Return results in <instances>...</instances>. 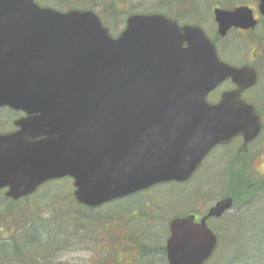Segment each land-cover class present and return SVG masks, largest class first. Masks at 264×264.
Masks as SVG:
<instances>
[{
	"label": "water",
	"instance_id": "1",
	"mask_svg": "<svg viewBox=\"0 0 264 264\" xmlns=\"http://www.w3.org/2000/svg\"><path fill=\"white\" fill-rule=\"evenodd\" d=\"M243 70L221 64L202 31L160 16L130 17L113 40L91 12L0 0V106L25 113L18 129L0 134V189L18 199L67 176L75 200L96 207L185 181L214 145L258 134L255 108L240 99L252 74L217 104L206 101ZM232 204L225 197L198 220L172 219L167 264L208 259L217 245L208 219Z\"/></svg>",
	"mask_w": 264,
	"mask_h": 264
},
{
	"label": "rangeland",
	"instance_id": "2",
	"mask_svg": "<svg viewBox=\"0 0 264 264\" xmlns=\"http://www.w3.org/2000/svg\"><path fill=\"white\" fill-rule=\"evenodd\" d=\"M143 2L138 4L144 5ZM16 117L7 110H0V132L13 129L12 121ZM256 144L251 148L254 149ZM263 157L260 153L250 159L246 169L228 163L233 159L226 150L212 151L185 182L159 183L82 212L79 219L71 218L74 209L67 214L64 210L69 201L66 192L69 187L71 192L74 189L71 178H63L54 186L41 187L35 196L18 204L3 201L4 190H0V243L4 245V259L8 264L29 261L30 264H165L169 222L189 212H206L230 190L241 187L245 178L246 181L262 180ZM243 200L234 204L223 217L210 221L220 242L218 250L206 264H224L235 254H239L237 264H264V188L255 192L250 203L246 204L250 200ZM247 207L250 208L245 209ZM56 218L68 221L64 226H43L56 222ZM31 222L33 227L29 226ZM10 232L17 244H13L14 239L12 243L8 240ZM233 234L235 238L228 247ZM31 243L39 247L37 251L30 249ZM16 245L18 248L23 246L24 252L21 253L24 256H16L12 251Z\"/></svg>",
	"mask_w": 264,
	"mask_h": 264
},
{
	"label": "flooded vegetation",
	"instance_id": "3",
	"mask_svg": "<svg viewBox=\"0 0 264 264\" xmlns=\"http://www.w3.org/2000/svg\"><path fill=\"white\" fill-rule=\"evenodd\" d=\"M34 1L40 7L60 12L72 10L91 12L113 40L120 37L126 29L129 18L134 16H160L178 28L187 27L202 31L213 44L215 55L221 64H226L234 69H244L238 78L230 75L220 81L206 95L207 102L217 104L225 92L239 88L237 80L242 81L240 83L242 85L250 81L252 74L253 84L245 86L240 91V99L255 108L261 122L259 133L251 141L245 142L244 137L238 134L225 143L216 144L209 153L222 148L233 159L231 162L227 161L228 163L246 169L250 159L252 160L260 153L264 156V138H262L264 133V14L259 0ZM138 2L145 4L140 5ZM218 14L222 17L227 16L223 18L222 25L218 21ZM185 45L183 42V47ZM214 69H216L215 64ZM247 74H249V78ZM0 110H7L8 113L11 111L17 115L12 121L13 129L6 132L14 131L16 129L14 121L24 116V112L4 106L0 107ZM6 119L8 121L7 117ZM254 144L256 146L253 149L251 147ZM262 160L264 165V157ZM189 213L194 214L198 219L205 212L201 214ZM212 219L214 218H211L209 222ZM165 264H167L166 249Z\"/></svg>",
	"mask_w": 264,
	"mask_h": 264
},
{
	"label": "trees",
	"instance_id": "4",
	"mask_svg": "<svg viewBox=\"0 0 264 264\" xmlns=\"http://www.w3.org/2000/svg\"><path fill=\"white\" fill-rule=\"evenodd\" d=\"M12 112L10 111L9 112V114H11ZM234 179V178H233ZM246 179V178H245ZM244 179V184L241 186V187H236L235 188V190H234V188L232 189V190H230L229 192L230 193H228V195L229 196H231L232 198H233V200H234V204H236L237 202H239V200H241V199H244L243 201H249L251 198H252V196L255 194V192L257 191V190H259L261 187H263L264 188V180L262 179V180H260V181H252V180H245ZM235 180V179H234ZM62 180L61 179H57V180H53V181H50V182H48V183H46V184H44L43 186H41L42 188H45V187H48L49 185H52V186H54V185H57V184H60V182H61ZM40 187V188H41ZM39 188V189H40ZM38 191V190H37ZM37 191L36 192H34L33 194H31V195H28V196H25V197H23V198H21V199H18V200H11V199H7L5 196H4V194L2 195V200L3 201H7V200H10V202H14L15 204L17 203L18 204V202L19 201H21V200H24V201H26L27 199H29V198H32L33 196H35L36 194H37ZM56 194L57 195H60L61 194V192H56ZM66 195H67V198L69 199V201H68V203H67V206L64 208V210L66 211L65 212V214H67V212H69V213H71V210L72 209H74V212H72L71 214H73V216H71V218H75V219H79L80 218V216H79V214L80 213H82V212H86V211H88V210H94V209H97V208H88V207H85V206H83V205H81V204H79V203H77L75 200H74V198H73V195H72V192H71V188L69 187V189L67 190V192H66ZM251 202V200L249 201V202H247L246 204H248V203H250ZM251 207V206H250ZM250 207H247V208H245V209H249ZM68 213V216H70V214ZM78 216V217H77ZM69 219V218H68ZM55 221L56 222H53L52 221V223H53V225H51L52 223H49V224H44L43 226L44 227H48V228H53V227H56V226H64V225H66V222L68 221V220H66V218H56L55 219ZM29 226L30 227H33L34 226V223L33 222H31L30 224H29ZM57 229V228H56ZM61 229V228H60ZM57 230H59V229H57ZM216 231V230H215ZM50 233H51V231H50ZM7 236H9L8 237V240L11 242V240H13L14 238H12V233L10 232ZM218 236V235H217ZM234 238H235V236H234V234L232 235V238H231V241H229V243H227L228 244V247H229V245L231 244V243H233V240H234ZM37 240V239H36ZM3 241V240H2ZM38 241V240H37ZM41 242V241H40ZM39 242V243H40ZM220 242V241H219ZM219 242H218V246H217V248H216V251L218 250V248H219ZM12 243V242H11ZM13 244H17V241L14 239V242H13ZM24 243H22V245H23ZM33 243H31V247H30V249L31 250H33V249H36V250H34V251H37L38 250V248L39 247H36V246H33L32 245ZM4 245H3V243H0V250H1V252H0V264H8V262L4 259L5 257H6V255L5 254H3V250H2V247H3ZM12 251H15V254H16V256H19V254L20 255H22L23 253H21V252H24V250H23V246H21V247H19L18 248V245H16V248H15V250H12ZM216 251H215V253H216ZM226 251V250H225ZM34 255V253H31V256H33ZM238 255L239 254H235L230 260H227V261H225L224 262V264H237V260H238ZM22 256H24V255H22ZM218 256V258H221L222 256H220V255H217ZM16 258V257H15ZM21 258V257H20ZM29 258V257H28ZM212 259V258H211ZM209 261H211V260H208V262ZM31 263V261H29L28 263H26V264H30ZM18 264V263H17ZM261 264H263L262 262H261Z\"/></svg>",
	"mask_w": 264,
	"mask_h": 264
}]
</instances>
